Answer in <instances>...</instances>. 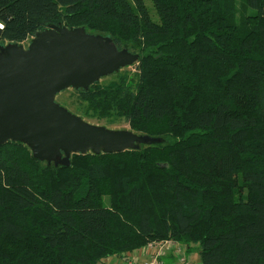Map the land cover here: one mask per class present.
<instances>
[{"label":"trees","instance_id":"1","mask_svg":"<svg viewBox=\"0 0 264 264\" xmlns=\"http://www.w3.org/2000/svg\"><path fill=\"white\" fill-rule=\"evenodd\" d=\"M150 1L156 17L147 0H0V44L84 26L138 53L73 88L76 114L161 138L68 166L0 145V264H111L166 240L264 264V0Z\"/></svg>","mask_w":264,"mask_h":264},{"label":"water","instance_id":"2","mask_svg":"<svg viewBox=\"0 0 264 264\" xmlns=\"http://www.w3.org/2000/svg\"><path fill=\"white\" fill-rule=\"evenodd\" d=\"M138 59L111 36L84 26L52 25L28 44H0V145L22 141L37 159L68 166L74 153H115L161 142L132 129L89 122L56 100L62 91L88 90Z\"/></svg>","mask_w":264,"mask_h":264},{"label":"rangeland","instance_id":"3","mask_svg":"<svg viewBox=\"0 0 264 264\" xmlns=\"http://www.w3.org/2000/svg\"><path fill=\"white\" fill-rule=\"evenodd\" d=\"M239 1V0H238ZM148 6L150 7L151 13L154 17H156L155 11L152 8V3L150 0H147ZM253 11V10H250ZM30 41V40H29ZM29 41H27L25 44H28ZM134 72L135 71V65L132 64L130 66L124 67L121 70H119L117 73H114L112 75L106 76L101 78V83H109L115 79H118L119 75L125 72ZM56 100L63 106L67 107L72 112H78L79 111V102L77 101V95L73 88H68L62 92H60ZM81 105V104H80ZM85 120L104 125L108 128L112 129H130V125L122 120V119H114L110 120L107 118H85ZM163 242V241H160ZM168 246V245H167ZM167 246L163 247V253L159 255V259L162 261V264H201V260L199 257V252L197 247H194L190 252H188L181 243H175L171 245L172 248H167ZM147 255L146 250L135 249L132 252H127L125 255H120L119 257L115 256L112 257L111 260L115 262L114 264H128V262H135L137 264H146V262L150 261L151 258ZM132 259V260H129ZM112 263V262H111Z\"/></svg>","mask_w":264,"mask_h":264},{"label":"built area","instance_id":"4","mask_svg":"<svg viewBox=\"0 0 264 264\" xmlns=\"http://www.w3.org/2000/svg\"><path fill=\"white\" fill-rule=\"evenodd\" d=\"M0 28H3V25L0 23ZM174 240H166L163 242H152L148 244L146 247H143V250H146L147 255L151 258L150 261L146 262V264H162V261L159 259V255L163 253V247L167 246V248H172L171 245L174 244ZM177 244V242H175ZM132 260V259H129ZM128 264H137L134 261L128 262Z\"/></svg>","mask_w":264,"mask_h":264},{"label":"crops","instance_id":"5","mask_svg":"<svg viewBox=\"0 0 264 264\" xmlns=\"http://www.w3.org/2000/svg\"><path fill=\"white\" fill-rule=\"evenodd\" d=\"M115 262L111 263V264H114Z\"/></svg>","mask_w":264,"mask_h":264}]
</instances>
